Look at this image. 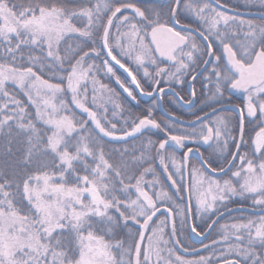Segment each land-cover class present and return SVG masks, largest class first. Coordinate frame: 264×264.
Masks as SVG:
<instances>
[{"label": "snow or ice", "instance_id": "6c2138e0", "mask_svg": "<svg viewBox=\"0 0 264 264\" xmlns=\"http://www.w3.org/2000/svg\"><path fill=\"white\" fill-rule=\"evenodd\" d=\"M241 7L264 16L0 0V264H264V18ZM168 92L186 110L158 118Z\"/></svg>", "mask_w": 264, "mask_h": 264}, {"label": "flooded vegetation", "instance_id": "af4514ba", "mask_svg": "<svg viewBox=\"0 0 264 264\" xmlns=\"http://www.w3.org/2000/svg\"><path fill=\"white\" fill-rule=\"evenodd\" d=\"M244 9V8H243ZM244 10H247V9H244ZM251 11H257V12H259L258 10H256V9H252ZM243 16H245L246 18H249V19H256L257 21H259V20H261L262 18H264V16H258V15H243ZM197 88H198V90H199V85H197ZM177 91H180V89L179 88H177L176 89ZM186 90H187V86H185V91H182L181 92V94L182 95H186ZM172 95L173 94H167L166 96H165V100L163 101L164 102V105H165V108H176V110H178V111H184V110H186V109H180V108H178L177 106H175V105H172V104H170L169 103V101L171 100V98H172ZM139 98V97H138ZM152 98H150V97H143L142 99H141V103H144V104H148L149 106H151L152 105ZM155 111H156V115H157V117L158 118H166V116L160 111V109H159V106L155 109Z\"/></svg>", "mask_w": 264, "mask_h": 264}, {"label": "trees", "instance_id": "16d2710c", "mask_svg": "<svg viewBox=\"0 0 264 264\" xmlns=\"http://www.w3.org/2000/svg\"><path fill=\"white\" fill-rule=\"evenodd\" d=\"M232 2H236V0H232ZM240 9H243V7H241ZM121 72H122V70H121ZM102 79L104 80L105 83H110V85L112 87H114L117 90V92H120L123 96L126 97V95L121 91V89L119 88V85H117L115 83V81H109L107 78H104V77H102ZM129 107L131 108L132 112L139 115L143 110H145L146 108H148L150 106L148 104H144V103H140L139 105H137L135 102H131ZM197 247H199V245H197Z\"/></svg>", "mask_w": 264, "mask_h": 264}, {"label": "water", "instance_id": "95a60500", "mask_svg": "<svg viewBox=\"0 0 264 264\" xmlns=\"http://www.w3.org/2000/svg\"><path fill=\"white\" fill-rule=\"evenodd\" d=\"M240 12L242 15H258V16H262V14L260 12H257V11H249V10H244V9H240ZM121 89V88H120ZM122 90V89H121ZM123 91V90H122ZM167 91V90H166ZM168 94H173L171 92H168ZM126 95V93H125ZM159 109L160 111L165 115L167 116V113L165 112V105H164V102H162L160 105H159Z\"/></svg>", "mask_w": 264, "mask_h": 264}, {"label": "rangeland", "instance_id": "374dc122", "mask_svg": "<svg viewBox=\"0 0 264 264\" xmlns=\"http://www.w3.org/2000/svg\"><path fill=\"white\" fill-rule=\"evenodd\" d=\"M153 103V102H152ZM156 112V111H155ZM162 118V117H161Z\"/></svg>", "mask_w": 264, "mask_h": 264}]
</instances>
